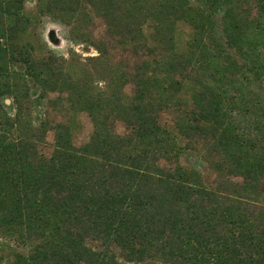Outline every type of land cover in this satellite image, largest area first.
<instances>
[{
    "label": "trees",
    "instance_id": "obj_1",
    "mask_svg": "<svg viewBox=\"0 0 264 264\" xmlns=\"http://www.w3.org/2000/svg\"><path fill=\"white\" fill-rule=\"evenodd\" d=\"M82 1L139 55L137 65L110 63L91 81L77 59L37 56L22 39L31 18L21 0H0V244L20 249L12 264H119L111 246L127 260L264 264V0H40L78 29L69 12ZM179 20L192 28L182 52ZM83 33L98 53L92 59L103 61V40ZM50 92L66 93L53 102L86 112L93 131L76 146L70 126L56 123L46 157ZM173 109L185 145L219 157L213 187L193 169L160 165L182 148L160 121ZM116 120L125 133L114 131Z\"/></svg>",
    "mask_w": 264,
    "mask_h": 264
},
{
    "label": "rangeland",
    "instance_id": "obj_2",
    "mask_svg": "<svg viewBox=\"0 0 264 264\" xmlns=\"http://www.w3.org/2000/svg\"><path fill=\"white\" fill-rule=\"evenodd\" d=\"M23 12L26 16L31 18L30 24L26 27L25 34H23V41L31 43L34 48V54L39 56L52 52L61 55L73 63L76 59L83 63L87 69L91 70V81L95 80L98 76L103 77L105 72L97 73L95 69L106 68L110 65H116L123 70H128L134 65L139 63V55H136L127 47H122L118 44L117 39L110 38L106 34L104 21L101 17L97 16L91 6L82 1L79 4L72 3V8H77L75 13H70L72 18L70 20H77L79 29L72 28L68 21L63 20L58 15L44 12L43 4L40 0H21ZM84 32L82 38H90L89 40H103L105 43L106 54L103 61L93 60L97 56V51L90 45L89 41H80V32ZM192 34V28L184 21L179 20L176 22L174 30V43L178 51H184L187 42ZM105 59V60H104ZM80 65H72V69ZM104 70V69H103ZM100 87L103 83H98ZM190 83H186L182 90V100L188 107L190 102L191 87ZM93 86L94 83H93ZM134 86L131 83H126L122 88V94L126 97L133 95ZM66 98V93L50 92L47 94V99L44 102L46 108V117L50 122L49 130L46 132L45 144L40 146L41 152L46 156H50L54 148V135L55 130L53 126L58 122L66 123L70 126V133L72 142L76 146L86 143L93 131V124L89 115L84 111H73L65 102L60 101ZM181 110H170L161 113V124L170 128L172 133L176 136L178 143L182 146L180 154L176 161L167 162L160 161V165L164 168L174 167L180 165L183 168L195 170L201 181L208 187H213L217 180V173L214 169L213 163L219 157H212L208 149H193L189 143L185 145V139L177 134L173 128V123L181 116ZM264 124V118H261ZM114 131L118 134L126 132L124 123L121 120H116L113 124ZM234 182L241 181L240 176H226ZM262 182V181H261ZM88 245L94 249L101 248L100 243L93 240L87 241ZM14 250H20L14 246L7 244H0V264H12ZM110 252L113 253L118 260L119 264H170L157 258H146L140 261L125 259L120 249L116 246L110 247Z\"/></svg>",
    "mask_w": 264,
    "mask_h": 264
}]
</instances>
